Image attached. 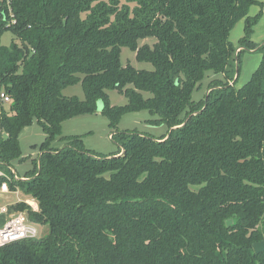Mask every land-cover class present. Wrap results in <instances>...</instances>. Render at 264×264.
<instances>
[{
    "label": "trees",
    "instance_id": "obj_1",
    "mask_svg": "<svg viewBox=\"0 0 264 264\" xmlns=\"http://www.w3.org/2000/svg\"><path fill=\"white\" fill-rule=\"evenodd\" d=\"M259 7L254 16L249 8ZM0 18V163L19 159L18 135L36 120L44 133L26 181L28 219L47 233L0 248V264H264V54L236 87L238 47L255 50L258 0H11ZM155 41L139 45V41ZM128 47L152 70L121 65ZM237 61L235 69L234 63ZM204 100L194 101L206 72ZM223 75L224 81L214 78ZM236 74V78L234 76ZM232 83L230 84V82ZM80 83L84 98L62 91ZM127 98L110 106L107 91ZM147 92L150 97H143ZM118 145L113 155L61 136L63 122L97 111ZM147 110L165 124L157 138L117 131L122 115ZM62 142L60 149L53 142ZM230 221V224L227 222Z\"/></svg>",
    "mask_w": 264,
    "mask_h": 264
},
{
    "label": "rangeland",
    "instance_id": "obj_2",
    "mask_svg": "<svg viewBox=\"0 0 264 264\" xmlns=\"http://www.w3.org/2000/svg\"><path fill=\"white\" fill-rule=\"evenodd\" d=\"M258 1L263 2L264 0ZM257 7V5H253L249 8V10L251 8ZM251 15L253 14L251 13ZM242 34L240 31L238 32L237 29L233 28L229 33V42L234 47L238 46V42ZM13 40L16 42L14 36L7 31L0 37V44L2 46H8ZM154 41L155 40L153 38H147L145 40L139 41V45L145 43L151 45ZM257 44L258 45L256 48V52L242 51L239 54V71L237 82L235 84L236 87H240L241 85H243V83L247 82L250 79L252 73L257 69L262 59V56L264 54V45L259 42ZM120 62L123 66L130 65L137 70H152V66L150 63L137 61L135 58V52L131 51L128 47L121 48ZM212 77L213 74L211 72L208 71L205 73V77L201 81L200 87L192 94V99L194 101L204 100L205 95L208 93L207 85ZM220 80L224 81V78H221ZM62 94L66 97L76 96L81 100L84 98L80 83L65 88L62 91ZM107 95L110 106H124L127 103V98L123 94H120L115 90L107 91ZM142 95L145 98L150 97V94L147 92H143ZM2 107L5 112L9 111L8 102H3ZM102 107V101H98L96 103L97 111L94 114L81 115L65 121L61 130V136L78 135L81 136L85 149H88L95 154H101L105 156L115 154L118 150V145L114 140L109 138V136H112L115 131L111 130L108 127L107 118L101 114ZM153 118H156V116L151 115L147 110L125 113L119 120L117 131L123 132L135 130L141 133L152 135L157 138L161 137L162 135H166L169 130L165 124L155 126L149 123V120ZM5 138V133L0 132V139ZM44 138V133L36 120H33L30 125L24 127L20 131L18 135L20 157L19 159L13 160L9 164L10 168H12L16 172L17 178H22L32 173L31 171L34 169L33 161L38 158L39 146L44 141ZM62 146V142L55 141L52 143L53 148L60 149ZM1 169L3 171H6L7 174L10 175V172L7 171V167L3 166ZM19 198H24V196L21 194H15L13 192L6 194L0 197V205H11L12 203H15ZM2 224L3 220L0 219V227L2 226ZM37 227L40 235H44L47 233L46 227H42L39 225H37Z\"/></svg>",
    "mask_w": 264,
    "mask_h": 264
},
{
    "label": "built area",
    "instance_id": "obj_3",
    "mask_svg": "<svg viewBox=\"0 0 264 264\" xmlns=\"http://www.w3.org/2000/svg\"><path fill=\"white\" fill-rule=\"evenodd\" d=\"M5 13L8 25H14L16 21L11 7V0H0V18ZM3 102L9 103L10 99L4 92L0 91V104ZM109 138L111 139L112 136H109ZM3 166L7 167L10 175L1 169ZM28 179L17 178L16 172L10 168L9 164L0 163V197L12 192L24 196V198L17 199L11 205H0V219L3 220V224L0 227V248L20 240L34 239L40 236L37 225L28 219L26 210L20 212L13 210L15 205L24 204L29 210L38 211V204L35 199L23 194L17 186H14L13 189L10 188V184H13V182L26 181Z\"/></svg>",
    "mask_w": 264,
    "mask_h": 264
},
{
    "label": "crops",
    "instance_id": "obj_4",
    "mask_svg": "<svg viewBox=\"0 0 264 264\" xmlns=\"http://www.w3.org/2000/svg\"><path fill=\"white\" fill-rule=\"evenodd\" d=\"M258 11H259V7H257V8H251L249 10V16L252 17V16L256 15ZM251 13L253 15H251ZM234 29H237V31L238 32L240 31L241 34H242L243 33V29H244V20H240L239 22H237V24L235 25ZM242 36H243V34H242ZM251 40H252V42L254 44L256 43V45H258L257 44L258 42L264 45V13L262 14V16L260 17V19L258 20V22L255 24V26L252 29ZM236 47H237V49H236V52H235V57H236V53H238L240 50H242V51H249V52H256L257 51V49H255V50H245L242 47H238V46H236ZM234 67L236 69V67H237V61H235ZM214 78L221 79V78H223V75L221 74V75L215 76ZM235 78H236V74L234 76V79ZM231 83H232V81L230 82V84ZM63 123H65V122H63ZM62 127H63V124H62ZM62 127H61V130H62ZM68 136H70V135H68ZM22 178H25V177H22Z\"/></svg>",
    "mask_w": 264,
    "mask_h": 264
},
{
    "label": "water",
    "instance_id": "obj_5",
    "mask_svg": "<svg viewBox=\"0 0 264 264\" xmlns=\"http://www.w3.org/2000/svg\"><path fill=\"white\" fill-rule=\"evenodd\" d=\"M230 223H231L230 221L227 222V224H230ZM252 248L255 254L264 252V239L259 242L253 243Z\"/></svg>",
    "mask_w": 264,
    "mask_h": 264
}]
</instances>
